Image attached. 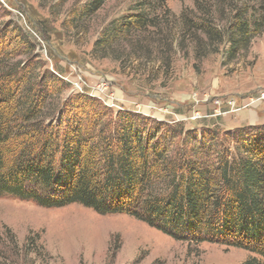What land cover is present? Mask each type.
Returning <instances> with one entry per match:
<instances>
[{"label": "trees", "instance_id": "trees-1", "mask_svg": "<svg viewBox=\"0 0 264 264\" xmlns=\"http://www.w3.org/2000/svg\"><path fill=\"white\" fill-rule=\"evenodd\" d=\"M107 1L90 0L75 20L87 30ZM169 1L136 0L102 30L93 55L122 49L110 57L121 65L161 54L169 63L179 38L212 53L229 45L234 59L264 34V0H194L178 17ZM39 44L0 21V196L127 215L175 238L223 241L252 255L243 264H264V125L186 130L115 112L71 93Z\"/></svg>", "mask_w": 264, "mask_h": 264}, {"label": "rangeland", "instance_id": "rangeland-1", "mask_svg": "<svg viewBox=\"0 0 264 264\" xmlns=\"http://www.w3.org/2000/svg\"><path fill=\"white\" fill-rule=\"evenodd\" d=\"M89 1L0 0L7 11L0 21H13L40 43L42 61L72 85L71 93L88 94L115 112L181 123L186 130L264 125V34L234 59L229 45L212 53L205 44L177 38L169 63L161 54L121 65L110 57L122 49L92 51L102 30L136 0H108L86 30L75 19ZM168 6L178 17L194 8V0ZM250 257L223 241L175 238L127 215H100L80 205L47 209L0 196V264H243Z\"/></svg>", "mask_w": 264, "mask_h": 264}, {"label": "built area", "instance_id": "built-area-1", "mask_svg": "<svg viewBox=\"0 0 264 264\" xmlns=\"http://www.w3.org/2000/svg\"><path fill=\"white\" fill-rule=\"evenodd\" d=\"M206 98H208V97H206ZM196 117H199V116H196ZM196 117H195V118H196ZM196 119H198V118H196Z\"/></svg>", "mask_w": 264, "mask_h": 264}]
</instances>
